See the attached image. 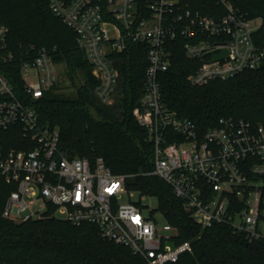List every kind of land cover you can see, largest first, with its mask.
<instances>
[{
	"label": "built area",
	"instance_id": "1",
	"mask_svg": "<svg viewBox=\"0 0 264 264\" xmlns=\"http://www.w3.org/2000/svg\"><path fill=\"white\" fill-rule=\"evenodd\" d=\"M216 3L223 12L195 11L180 0H150L144 11L135 0L49 4L76 33L98 81L96 95L105 103L120 81L116 56L130 42L146 45L144 93L133 114L154 143L150 174L172 186L201 226H230L264 243V126L229 117L200 132L166 105L159 80L172 65L171 40L183 39L186 55L201 61L190 78L193 85L264 64V45L254 35L262 23L230 0ZM8 38V26L0 23V175L11 187L3 216L19 222L53 212L76 225L91 223L104 239L127 246L147 264L174 263L192 251L190 242L176 243L174 225L132 201L126 176L112 172L103 157H71L60 147L59 129L43 125L34 105L59 83L60 62L46 47L17 49ZM219 55L224 57L215 59ZM16 64L19 85L9 73ZM127 193L129 201L120 203Z\"/></svg>",
	"mask_w": 264,
	"mask_h": 264
},
{
	"label": "trees",
	"instance_id": "2",
	"mask_svg": "<svg viewBox=\"0 0 264 264\" xmlns=\"http://www.w3.org/2000/svg\"><path fill=\"white\" fill-rule=\"evenodd\" d=\"M150 0H135L144 11ZM195 11L216 14V0H180ZM248 18L262 25L255 39L264 45V0H230ZM50 0H0V23L9 28L10 46L46 47L69 73L81 70L85 82L75 95L52 90L34 102L43 125L58 128L60 147L71 157L94 161L103 157L117 175L126 176L130 191L158 198L162 218L178 230L176 243L188 241L192 251L167 264H264V243L249 241L230 226L203 227L195 221L171 185L150 174L154 169V143L135 119L133 110L143 96L149 61L143 43L130 42L117 57L121 97L109 103L96 95L97 79L76 33L50 8ZM171 67L159 75L166 105L181 118L195 123L200 132L224 118L244 119L264 126V64L225 80L193 85L191 76L199 59L189 58L184 40L169 41ZM19 85V64L9 69ZM11 187L0 175V264H147L127 246L104 239L91 223L81 225L53 212L40 218L13 221L3 216ZM53 208H51V211Z\"/></svg>",
	"mask_w": 264,
	"mask_h": 264
},
{
	"label": "rangeland",
	"instance_id": "3",
	"mask_svg": "<svg viewBox=\"0 0 264 264\" xmlns=\"http://www.w3.org/2000/svg\"><path fill=\"white\" fill-rule=\"evenodd\" d=\"M256 21L258 23H262V19L259 17H256ZM60 80L59 83L56 86V89H54L55 93L61 94L63 96H71L75 95L77 88L82 85L85 82V76L81 70L75 71V73H69V68L66 65L64 61H60ZM120 85V84H119ZM121 97V88L120 86L117 87L116 93L114 94V98H120ZM134 192V191H132ZM141 194L138 192H134L132 195V201L137 202L142 204L144 207V213L149 215L151 211H154L157 214V219L161 221L162 223L164 222V219L162 216H160V211H159V201L156 196L153 195H145L142 199ZM129 201V194L123 195L120 199V203H126ZM58 216L62 219H65L62 214H58Z\"/></svg>",
	"mask_w": 264,
	"mask_h": 264
},
{
	"label": "water",
	"instance_id": "4",
	"mask_svg": "<svg viewBox=\"0 0 264 264\" xmlns=\"http://www.w3.org/2000/svg\"><path fill=\"white\" fill-rule=\"evenodd\" d=\"M224 55H219V56H216L215 59H218V58H223Z\"/></svg>",
	"mask_w": 264,
	"mask_h": 264
}]
</instances>
